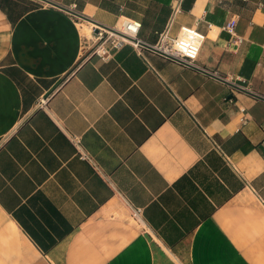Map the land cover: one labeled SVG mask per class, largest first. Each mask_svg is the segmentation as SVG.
<instances>
[{
	"label": "crops",
	"instance_id": "obj_1",
	"mask_svg": "<svg viewBox=\"0 0 264 264\" xmlns=\"http://www.w3.org/2000/svg\"><path fill=\"white\" fill-rule=\"evenodd\" d=\"M48 1L0 0V264H264V100L227 83L264 97V0H182L195 66L68 11L154 46L179 0Z\"/></svg>",
	"mask_w": 264,
	"mask_h": 264
},
{
	"label": "built area",
	"instance_id": "obj_2",
	"mask_svg": "<svg viewBox=\"0 0 264 264\" xmlns=\"http://www.w3.org/2000/svg\"><path fill=\"white\" fill-rule=\"evenodd\" d=\"M181 1L179 0L177 4L174 6L171 16L169 18V22L165 29L158 33V42L154 45L158 50L164 52L165 54H169L170 57H173L186 65L195 66L202 50V47L206 40V33L202 32L196 26H188L181 25L179 31L176 35L172 34V27L175 23V19L178 13L181 12ZM142 28V23L136 20L123 18L120 21V25L113 30H117L118 34L112 35L111 31L105 30L99 26H96L95 29L98 30L96 36L100 41H102L103 36L106 34L108 36V40H111V44L107 47H104V43L98 45L95 49L92 50V53H96L98 55H103L109 53L113 48H117L125 43L133 44L140 52L142 57L148 60L146 53L144 52V48L139 44L141 41L139 39V33ZM225 32H229L233 36H235V23L231 22L224 27ZM133 35V38L126 35ZM40 105L45 106L47 104V98H43L40 102ZM74 143L78 144L79 137H73ZM139 210L136 212L138 214Z\"/></svg>",
	"mask_w": 264,
	"mask_h": 264
},
{
	"label": "water",
	"instance_id": "obj_3",
	"mask_svg": "<svg viewBox=\"0 0 264 264\" xmlns=\"http://www.w3.org/2000/svg\"><path fill=\"white\" fill-rule=\"evenodd\" d=\"M44 1L49 2L48 0H44ZM49 3H51V2H49ZM68 11H70V12L73 13L74 15H76V16H78V17L84 19V20H87V21H90V22L96 24L97 26H99V27H101V28H103V29H105V30L115 32V30H113V28H109V27H107V26H103V25H101V24H98L97 22H95V21L92 20L91 18H88V17H86V16H84V15H82V14H79V13H77V12H74V11H72V10H68ZM97 33H98V30H97ZM139 44H140L143 48H145V49H147V50H150L151 52H155V53L161 54V55H163V56L169 57V58L172 59V60H176V61H178V62H181V61H179V60H177V59H175V58H173V57H170L169 54L167 55V54H165L164 52L158 50V49H157L155 46H153V45H149V44L144 43V42H142V41H140ZM181 63H183V62H181ZM227 83H228L229 85H231L233 88H235V89H237V90H240L241 92H244V93L250 94V95H252V96H254V97H256V98H259V99H261V100H264V97H263V96H260V95L254 93V92H252V91H250V90H247V89H245V88H242V86H239V85L234 84V83H232V82H227Z\"/></svg>",
	"mask_w": 264,
	"mask_h": 264
},
{
	"label": "bare ground",
	"instance_id": "obj_4",
	"mask_svg": "<svg viewBox=\"0 0 264 264\" xmlns=\"http://www.w3.org/2000/svg\"><path fill=\"white\" fill-rule=\"evenodd\" d=\"M93 27H95V25L93 23H90V25H85L84 24L82 26V31H83L84 35L86 36V38H90L91 37L92 31H93ZM115 32H118V29ZM115 32L111 31L110 33H112V35L118 34V33H115ZM126 36H129V37L133 38L132 34L131 35H126Z\"/></svg>",
	"mask_w": 264,
	"mask_h": 264
},
{
	"label": "rangeland",
	"instance_id": "obj_5",
	"mask_svg": "<svg viewBox=\"0 0 264 264\" xmlns=\"http://www.w3.org/2000/svg\"><path fill=\"white\" fill-rule=\"evenodd\" d=\"M103 42H105L103 44L104 47H107V46H109L111 44V40H108V36L106 34L103 36L102 41H100V39H98L97 36L93 37L92 43L94 44V46H93L92 50L95 49L98 45H100Z\"/></svg>",
	"mask_w": 264,
	"mask_h": 264
}]
</instances>
